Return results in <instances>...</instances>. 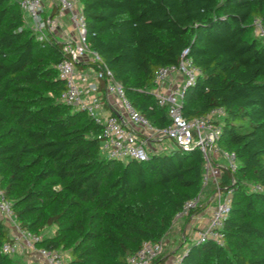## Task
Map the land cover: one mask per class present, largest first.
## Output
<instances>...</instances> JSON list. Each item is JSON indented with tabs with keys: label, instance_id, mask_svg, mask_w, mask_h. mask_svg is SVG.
<instances>
[{
	"label": "trees",
	"instance_id": "16d2710c",
	"mask_svg": "<svg viewBox=\"0 0 264 264\" xmlns=\"http://www.w3.org/2000/svg\"><path fill=\"white\" fill-rule=\"evenodd\" d=\"M79 1L89 47L153 125L169 124L154 74L184 51L199 72L183 88V115L223 109L218 144L238 159L233 174L221 175V185L235 188L224 243H184L179 264H264V190L246 187L264 186V40L252 23L264 26V0ZM64 44L56 36L40 42L18 3L0 0V186L20 228L39 236L57 226L37 246L68 247L69 264H127L143 241H162L184 202L201 193L203 157L177 146L144 161L102 155L101 124L59 99ZM85 66L97 67L77 63ZM207 205L189 211L181 228ZM8 233L0 219V264L10 257L2 250Z\"/></svg>",
	"mask_w": 264,
	"mask_h": 264
},
{
	"label": "built area",
	"instance_id": "2783aa9c",
	"mask_svg": "<svg viewBox=\"0 0 264 264\" xmlns=\"http://www.w3.org/2000/svg\"><path fill=\"white\" fill-rule=\"evenodd\" d=\"M24 16L26 25L31 28L37 39L44 43L49 37L56 36L62 20L60 16L67 14L74 25L72 31L64 34L63 51L67 56L56 63L58 76L65 82L59 99L68 104L76 105L78 109L86 111L94 121L101 124L98 135L100 152L108 158L147 160L154 150L150 145L152 138H166L171 140V146L184 150L198 148L203 157V172L201 187H211L208 196L210 216L205 223L198 226L193 217H203L204 208L192 215L185 241L200 242L213 240L217 244L224 243L223 227L229 216L234 197L233 184H220L222 170L233 174L238 166V159L233 151L220 148L218 141L221 134L220 119L222 108H214L204 115L187 118L183 115L181 96L183 88L192 83L199 72L189 57L182 53L175 64L160 66L153 79V91L160 105L166 106L169 124L163 128L156 127L144 117L125 96L122 86L113 80L112 71L102 65L98 53L92 50L87 42L85 33V19L81 11L79 0H15ZM49 3L51 5H49ZM49 11L43 15L45 10ZM54 10V14L52 13ZM253 32L264 40V26L258 18L253 19ZM57 37V36H56ZM93 62L97 67L89 66L85 71L77 67V63ZM178 75L183 80L182 85L171 88L166 82L171 75ZM94 82V83H93ZM99 82L103 83V91L98 90ZM113 94L120 102L122 113L103 114V94ZM224 159L218 163V158ZM234 183V178L232 176ZM251 191H263L260 183H252ZM201 194V193H200ZM200 194L186 200L177 218H185L189 211L198 207ZM0 219L8 227L12 241L5 242L2 250L6 253L14 251L19 242L27 249H31L36 258V264H69L59 249H47L35 244L39 236L20 228L11 202L6 198L0 186ZM163 250L162 241L145 240L140 248L127 257V264H150ZM180 252L171 258L169 264H179Z\"/></svg>",
	"mask_w": 264,
	"mask_h": 264
},
{
	"label": "rangeland",
	"instance_id": "374dc122",
	"mask_svg": "<svg viewBox=\"0 0 264 264\" xmlns=\"http://www.w3.org/2000/svg\"><path fill=\"white\" fill-rule=\"evenodd\" d=\"M49 5H51L49 3ZM48 10H45L43 15H45ZM52 12H54V10H52ZM68 16V15H67ZM67 16H60V19L62 20L61 25L63 24L64 27V32L65 31H72V29L74 28V25L72 24V22L69 20V18ZM61 32V31H60ZM59 31H57L56 36L62 39V36L64 37V35H60ZM72 109H78L76 105L71 106ZM169 142H171V140H167ZM220 148H222V144H219ZM151 148H154L155 150H162L163 146L161 145H157L154 144V141H152ZM224 159H222L221 157L218 158L217 162L218 163H223ZM253 182H248L246 184V187H250V185ZM211 191V187H207V188H203L200 194V202H206L208 199V195L209 192ZM203 216H210V210H208L207 208L205 209V212L203 214ZM183 218H178L177 220L173 221V224L170 228V230L167 232V234L165 235V237L163 238L162 242H163V250L162 253H166L168 251L172 252L171 256H173V252L175 250L178 249V252H182L184 249V244L187 245L190 241H185L186 237L185 235L188 234L190 225L187 226L184 225V228L182 229V225H183ZM192 225V222L190 223ZM57 231V226L55 224H51V225H47L45 226V228L42 230V232L39 234V240L41 239H48V238H52L55 236ZM9 237H10V233H8ZM36 244V242H35ZM39 247V246H37ZM61 253L63 255V257L69 261L70 259V255H69V249L68 247H62L61 249ZM9 259L7 260L6 264H36V258L34 256V253L31 249H27L24 246H22V243L19 242V245L17 246V248L9 253ZM170 256V257H171ZM170 257L166 260V262L164 264H169L170 262Z\"/></svg>",
	"mask_w": 264,
	"mask_h": 264
},
{
	"label": "crops",
	"instance_id": "0c3cea01",
	"mask_svg": "<svg viewBox=\"0 0 264 264\" xmlns=\"http://www.w3.org/2000/svg\"><path fill=\"white\" fill-rule=\"evenodd\" d=\"M63 16H67V14H63ZM58 31L59 32L61 31L60 32L61 34H65L66 32H68V31L64 32L63 24L60 25V27L58 28ZM62 39L64 40L63 36H62ZM82 70L88 71L89 70V66L83 67ZM182 83H183V80L180 78V76L173 74L167 80L166 87L167 88H171V87H174V86L182 85ZM102 111H103L104 115L109 114V113H118V114L122 113V108H121L120 102L118 101V99L116 98L115 95H113V94H107L106 95L105 93L103 94V110ZM167 140L168 139H166V138H156V137L152 138V141H154V144H157L158 146L159 145L163 146L162 149H164L165 146H168L170 144V142L167 141ZM207 202H208V199H207ZM193 218H194V223H196L198 226H202L205 223L207 216H203L201 218L198 217V219H197V217H193ZM182 220L184 222V219H182ZM192 221L193 220L191 219L190 223ZM175 254H173V256L170 257V260H171L172 257H174Z\"/></svg>",
	"mask_w": 264,
	"mask_h": 264
}]
</instances>
